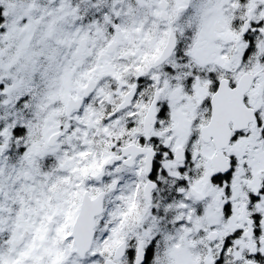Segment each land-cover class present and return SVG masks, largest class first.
I'll return each mask as SVG.
<instances>
[{
  "label": "snow or ice",
  "instance_id": "snow-or-ice-1",
  "mask_svg": "<svg viewBox=\"0 0 264 264\" xmlns=\"http://www.w3.org/2000/svg\"><path fill=\"white\" fill-rule=\"evenodd\" d=\"M0 264H264V0H0Z\"/></svg>",
  "mask_w": 264,
  "mask_h": 264
}]
</instances>
